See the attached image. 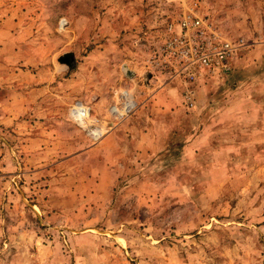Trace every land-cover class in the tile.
<instances>
[{"label": "rangeland", "instance_id": "1", "mask_svg": "<svg viewBox=\"0 0 264 264\" xmlns=\"http://www.w3.org/2000/svg\"><path fill=\"white\" fill-rule=\"evenodd\" d=\"M186 17L239 46L227 75L176 74ZM253 99L264 0H0V264H264Z\"/></svg>", "mask_w": 264, "mask_h": 264}, {"label": "built area", "instance_id": "2", "mask_svg": "<svg viewBox=\"0 0 264 264\" xmlns=\"http://www.w3.org/2000/svg\"><path fill=\"white\" fill-rule=\"evenodd\" d=\"M166 48L180 59L178 63L183 62L176 71L178 75L186 74V70L194 67L225 76L231 70L230 61L239 46L214 35L203 19L186 17L180 23V32L167 42Z\"/></svg>", "mask_w": 264, "mask_h": 264}, {"label": "crops", "instance_id": "3", "mask_svg": "<svg viewBox=\"0 0 264 264\" xmlns=\"http://www.w3.org/2000/svg\"><path fill=\"white\" fill-rule=\"evenodd\" d=\"M11 92H12V98H14V100H17L20 98L19 101H20L21 105H20V108H16V110H15L14 108H12V105L15 102H19V101L9 102V104L11 103L10 113L7 116V119L9 121H13L14 119H18L19 115H21V113L25 112V110H26L25 106L29 105V101H30V96H29V94H27L30 92H26V90H22L20 93H17L18 88H13V90ZM256 105L257 104L254 101V99L250 104L248 103V110H249L248 114H247L248 122H249L248 128H250V129L255 128L254 125H256L257 128L262 129V132L264 133V109H263L264 104L259 106L260 110L257 113V119H256L257 124L254 123L255 120H253V117H252V115H254L253 110H254V107Z\"/></svg>", "mask_w": 264, "mask_h": 264}, {"label": "water", "instance_id": "4", "mask_svg": "<svg viewBox=\"0 0 264 264\" xmlns=\"http://www.w3.org/2000/svg\"><path fill=\"white\" fill-rule=\"evenodd\" d=\"M72 58H73L72 54H67V55H64V57L60 58L59 62L68 65L70 61L72 60Z\"/></svg>", "mask_w": 264, "mask_h": 264}, {"label": "bare ground", "instance_id": "5", "mask_svg": "<svg viewBox=\"0 0 264 264\" xmlns=\"http://www.w3.org/2000/svg\"><path fill=\"white\" fill-rule=\"evenodd\" d=\"M128 104L130 105V107L134 105L133 101H132V103H131V104H130V102H128Z\"/></svg>", "mask_w": 264, "mask_h": 264}]
</instances>
